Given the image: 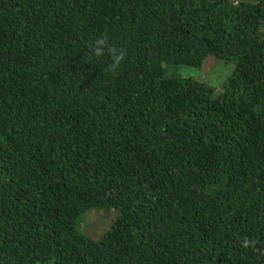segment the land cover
<instances>
[{
  "label": "trees",
  "instance_id": "16d2710c",
  "mask_svg": "<svg viewBox=\"0 0 264 264\" xmlns=\"http://www.w3.org/2000/svg\"><path fill=\"white\" fill-rule=\"evenodd\" d=\"M0 264H264V0H0Z\"/></svg>",
  "mask_w": 264,
  "mask_h": 264
},
{
  "label": "rangeland",
  "instance_id": "374dc122",
  "mask_svg": "<svg viewBox=\"0 0 264 264\" xmlns=\"http://www.w3.org/2000/svg\"><path fill=\"white\" fill-rule=\"evenodd\" d=\"M232 63L207 55L198 67L180 66L176 69L179 76H192L212 86L215 92L222 87L224 79L230 74ZM114 214L105 208H91L80 213L75 222L84 234L98 237L110 224Z\"/></svg>",
  "mask_w": 264,
  "mask_h": 264
}]
</instances>
